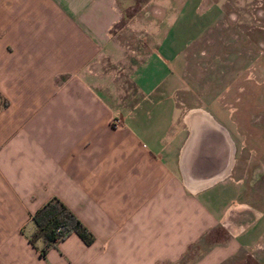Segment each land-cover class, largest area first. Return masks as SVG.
<instances>
[{
  "label": "crops",
  "instance_id": "0c3cea01",
  "mask_svg": "<svg viewBox=\"0 0 264 264\" xmlns=\"http://www.w3.org/2000/svg\"><path fill=\"white\" fill-rule=\"evenodd\" d=\"M220 11L153 0L120 25L118 0H0V264H174L209 238L191 264H219L261 245L264 204L245 198L231 131L206 108L217 122L192 126L179 99L186 50ZM53 196L92 243L72 232L43 256L30 241Z\"/></svg>",
  "mask_w": 264,
  "mask_h": 264
},
{
  "label": "rangeland",
  "instance_id": "374dc122",
  "mask_svg": "<svg viewBox=\"0 0 264 264\" xmlns=\"http://www.w3.org/2000/svg\"><path fill=\"white\" fill-rule=\"evenodd\" d=\"M208 1L220 3V15L186 50L179 99L188 113L206 108L228 127L237 146L236 172L243 180L245 198L254 205L264 204V0ZM118 2L123 12L120 25L153 6V0ZM122 35L143 52L145 35L131 29ZM122 77L120 87L124 82L131 87L126 72ZM218 231L217 239H224L223 231ZM211 242L209 238L193 244L174 264H191ZM260 242L219 264H262L264 239Z\"/></svg>",
  "mask_w": 264,
  "mask_h": 264
},
{
  "label": "trees",
  "instance_id": "16d2710c",
  "mask_svg": "<svg viewBox=\"0 0 264 264\" xmlns=\"http://www.w3.org/2000/svg\"><path fill=\"white\" fill-rule=\"evenodd\" d=\"M5 104L6 100H0V106ZM32 219L36 228L29 235V239L40 249L43 256L47 255L51 246L57 245L72 232H77L88 244L95 239L94 233L76 212L57 196L40 205L32 214ZM39 239L44 242L41 247L37 243Z\"/></svg>",
  "mask_w": 264,
  "mask_h": 264
},
{
  "label": "bare ground",
  "instance_id": "6f19581e",
  "mask_svg": "<svg viewBox=\"0 0 264 264\" xmlns=\"http://www.w3.org/2000/svg\"><path fill=\"white\" fill-rule=\"evenodd\" d=\"M188 121L192 126H194L198 121H203V120H212L213 122H217L215 118L211 115V113L203 108H195L192 109L187 116ZM223 134H227V132L222 131ZM234 152V147L231 149V153L233 154Z\"/></svg>",
  "mask_w": 264,
  "mask_h": 264
},
{
  "label": "built area",
  "instance_id": "2783aa9c",
  "mask_svg": "<svg viewBox=\"0 0 264 264\" xmlns=\"http://www.w3.org/2000/svg\"><path fill=\"white\" fill-rule=\"evenodd\" d=\"M111 124L113 127H117L121 124V120L118 117H114L111 121Z\"/></svg>",
  "mask_w": 264,
  "mask_h": 264
}]
</instances>
